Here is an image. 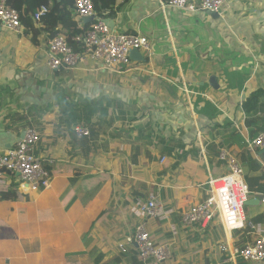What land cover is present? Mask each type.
Segmentation results:
<instances>
[{
    "label": "crops",
    "instance_id": "1",
    "mask_svg": "<svg viewBox=\"0 0 264 264\" xmlns=\"http://www.w3.org/2000/svg\"><path fill=\"white\" fill-rule=\"evenodd\" d=\"M160 2L118 0L115 18L104 19L113 21L114 32L140 34L150 43L149 54L139 51L121 76L100 71L88 62L71 70L51 71L46 64L45 34L34 47L21 33L0 28V151L13 148L24 130L33 128L39 133L35 154L51 175V187L38 192L21 187L15 176L0 180V264L1 259L3 264H23L38 257L41 246L29 253L35 247L27 238L40 244L39 227L44 221L28 220L33 213L44 211L42 208L47 211L46 227L58 228H74L96 210L82 242L90 249L92 264H132L129 256L111 255V244L121 243L130 234L139 221L131 213L133 204L146 200L150 193L157 195L165 212L171 211L168 219L148 223L157 243L171 244L172 257L166 264H232L220 246L225 236L218 220L205 230L198 226L183 229L179 221L182 212L207 197L203 188L207 189L209 175L219 177L224 172L223 163L217 166V158L214 168L210 167L201 137L210 140L211 130L212 141L219 143L226 132L215 139L217 124L240 134V144L227 143L224 148L241 164L249 188L246 219L264 226V204L259 201L264 193V147L250 146L264 133V111L246 116L239 110L253 91L264 89V0H227L219 21L204 11L162 9ZM226 66L249 73L242 91L226 90L220 71ZM177 88H183L182 98ZM197 97L211 102L221 115L196 116L191 100ZM104 98L123 103L121 111L126 114L121 121H115V110L114 123L99 129L97 137L90 138V132L88 137H76L74 126L83 124L90 130L85 118L91 106L84 103L97 104ZM199 104V109L204 107V102ZM134 116L141 118L138 124L150 123L151 128H140L139 134L129 132L137 125L127 121ZM74 120L76 124H72ZM97 123L98 114L89 124ZM257 128L260 132L252 138ZM180 132L188 145L196 139L198 155L184 158L174 147L172 156H162L161 150L173 148ZM132 145L140 149L136 155ZM4 193L15 197L3 199ZM33 193L37 195L30 197ZM50 196L63 214L68 211L64 224L46 205H38L41 198ZM19 217L26 223L20 224L17 233L2 231L7 224L19 227ZM6 233L7 240L2 238ZM12 233L18 244L11 246ZM246 234L240 230L232 234L234 247L241 248L250 240ZM96 242L101 243V249ZM95 250L98 257L93 259ZM79 254L73 251L67 255Z\"/></svg>",
    "mask_w": 264,
    "mask_h": 264
},
{
    "label": "built area",
    "instance_id": "2",
    "mask_svg": "<svg viewBox=\"0 0 264 264\" xmlns=\"http://www.w3.org/2000/svg\"><path fill=\"white\" fill-rule=\"evenodd\" d=\"M227 0H169L160 2L162 9L172 8L182 12L204 11L224 17ZM74 13L78 17V27L82 29V18L94 17L91 26L72 37L77 43L76 51L68 45L63 35H57L46 41L47 66L51 71L71 70L81 64L92 63L97 69L109 74L124 75L131 65L130 52L144 51L149 54L150 43L140 34L117 33L112 31L104 19H96L91 0H73ZM49 12L48 6L38 8L32 19L39 22ZM0 28L10 33L20 34L21 23L18 12L6 7L5 0H0ZM76 137H88L89 129L79 124L74 126ZM39 133L28 128L15 143L13 148L0 151V180L6 175L19 178L28 186L30 192L47 190L51 187V175L43 166L41 159L35 154ZM254 149L264 147V133L250 142ZM218 160L223 163L224 173L220 177L209 175L208 193L205 200L182 212L179 215L181 227L189 229L198 226L206 229L213 220H218L226 243L228 261L260 263L264 262V226L247 221L244 206L249 195V188L243 177V169L239 161L226 149H221ZM163 161V160H162ZM259 201L264 204V193ZM131 213L139 220L134 230L118 250L124 254L133 249L142 264H163L171 258V244L160 245L154 235L148 231L149 222L163 221L170 217L171 211L165 212L155 193L148 194L146 200H138L133 204ZM174 214V213H172ZM237 230L247 232L250 240L241 248L232 242V234ZM175 234V228L172 230Z\"/></svg>",
    "mask_w": 264,
    "mask_h": 264
},
{
    "label": "trees",
    "instance_id": "3",
    "mask_svg": "<svg viewBox=\"0 0 264 264\" xmlns=\"http://www.w3.org/2000/svg\"><path fill=\"white\" fill-rule=\"evenodd\" d=\"M164 3H168L169 0H161ZM96 19H114L116 16V11L119 9L118 0H91ZM5 5L7 8L18 12L19 19L21 23V35L29 39V44L31 46L37 47L39 36L43 33L46 36V39H52L57 35H63L66 37L68 45L72 47L74 50L78 51L77 43H73L71 41L72 37L80 33L82 30L88 29L91 24H84L82 29L78 27V17L74 13L73 9V0H5ZM48 6L49 12L45 15L39 22H35L32 19L34 12L40 8L41 6ZM61 71V70H59ZM221 76H223V80L226 84V90H235L240 92L244 89L246 82L249 80V73L244 69H239L236 71L229 70V67H222L220 69ZM206 88V87H205ZM262 96H264V89H257L253 91L245 100L241 102L239 105V110L244 112L246 116L250 114L258 112L260 109L264 111V100H262ZM193 111L196 116L200 114L205 115L206 117L215 115L220 116L221 110L218 109L215 105L211 102L206 100H201L198 97L196 99L191 100ZM199 102H204V107L199 109ZM185 103V101H184ZM90 105L91 107L88 108V114H86L85 122L88 124L90 130V138L94 139L97 137L98 130H102V127H111L114 123L113 114L116 110V120L121 121L122 116L126 113L121 111L123 109V103L120 101H114L110 98H104L99 100L96 104L94 101H87L84 103V106ZM112 109V114L109 113V110ZM98 114V121L97 125L89 124L91 119L94 118ZM71 115H75V118L78 119L79 117L76 115L77 112H72ZM70 115V116H71ZM106 118L110 119V122L106 121ZM141 118L131 117L127 121L130 124H137L134 125L133 129H130L129 132L134 130L137 133H140V128H151L150 123L146 124H138V120ZM145 120V119H144ZM72 124H76V120L72 122ZM254 126L257 124L253 123ZM214 129L217 131L215 134V139L217 138L218 134L221 135L225 133V135H221V141L216 143L212 141L211 130L208 132V136L210 140H205L203 135L201 136L203 139V145L206 150L207 158L210 167L213 169L212 166L215 159L218 158L219 150L225 149L224 147H228L227 143L231 144H240V134L235 129H229L228 126L222 127L218 124L214 126ZM205 130V129H204ZM73 132V131H72ZM260 132V128L255 130V133L252 135L254 138ZM184 133L180 132L177 133V138L175 137V145L171 146L173 148H165L161 150L162 156L168 155L172 156L175 148L180 152V154L186 158L188 154H193L194 156L198 155L200 152L197 148V141L196 139L192 141V144H186L182 138L184 137ZM131 139V137H130ZM165 139L163 138L161 142H164ZM135 147L133 150L135 151V155L138 153L136 147L138 146H131ZM186 147H191L189 151H185ZM217 166H220L222 163L217 162ZM44 168L49 171V167L44 165ZM12 196V197H10ZM14 195H9L8 193L2 194L3 199L13 198ZM124 256H129L132 264H140L139 261L135 260V252L129 251L128 253L124 254ZM227 259V258H226ZM239 264V263H238Z\"/></svg>",
    "mask_w": 264,
    "mask_h": 264
},
{
    "label": "rangeland",
    "instance_id": "4",
    "mask_svg": "<svg viewBox=\"0 0 264 264\" xmlns=\"http://www.w3.org/2000/svg\"><path fill=\"white\" fill-rule=\"evenodd\" d=\"M224 15H225V10H224ZM176 90L178 92H180V97L182 98L183 97V93H182L183 88H181V89L177 88ZM171 94H173V93H171ZM222 169L224 170V167H222ZM203 192H204V194L207 195L208 186H207V189L203 188ZM34 195H37V194H34V193L29 194L30 197L34 196ZM41 199H42L41 202H37L38 205H41V204L46 205L48 210L51 213H54L55 217L60 216L61 219H64L62 221L63 224L67 221L66 216L69 214L68 211H67V213L63 214V211L60 208V205H58V203H56V201H54L53 197H51V196L50 197H43ZM34 205H35V202H34ZM42 209L44 211H40L38 213L37 212L33 213L31 215V220H28L29 223H35V221L37 219L44 221L39 227L40 232H42L41 239L39 240L40 244H37L36 240H33L31 238H27L29 244L32 245V247H35V249H31L29 251V253L34 252L36 250V247L41 246L40 254L38 255L37 258H34V260L28 259V262L25 261V262H23V264H92V259L90 257V249H86V247L83 246L82 242L84 241V238H86L85 231L87 229V226L92 222V220H94L95 216L97 215V211L95 210L94 212H92L89 216H87L86 218H84L82 220L80 225H78L74 228H68V227H63V226L58 228V227H53V226H47L46 227V221L45 220L47 219V217H46L45 213H47V211L44 208H42ZM187 210H189V208ZM18 221H19L18 222L19 227H12V226L7 224L6 227L2 229V231L9 232L11 229L13 232L17 233V230L21 228L20 224L22 222L26 223V220H24L22 217H19ZM213 222H214V220H213ZM146 229L149 230L148 225H147ZM133 230H134V227H133ZM133 230L130 233H132ZM175 230H176V228H175ZM173 235H175V234H173ZM12 237L13 238L11 241V246L14 244H18V243H15L16 235L14 233H12ZM2 238L7 240V238H9V235L7 233L4 235L2 234ZM97 239H99V238H97ZM116 242L111 244L112 250L110 253H111V255H113V254L116 255V253H118V254H120V257H121L122 255L118 250V246H117L118 244ZM220 246L222 249L226 250V244L223 242V239H222ZM22 247H23V245H22ZM27 247L31 248L29 246H27ZM96 247L101 249L102 248L101 243L98 242ZM93 249H95V248H93ZM85 250H86L87 254H85L86 253ZM73 251H76V252L79 251L80 254L78 256L69 257L67 254L72 253ZM226 251H223V254H226ZM97 257H98V255L96 254V250H95V252H93V259H96ZM12 261H17V260H12ZM102 261H103V259L101 260V262ZM18 262H20V261H18ZM1 263L3 264L2 259H1ZM163 264H166V263H163Z\"/></svg>",
    "mask_w": 264,
    "mask_h": 264
},
{
    "label": "water",
    "instance_id": "5",
    "mask_svg": "<svg viewBox=\"0 0 264 264\" xmlns=\"http://www.w3.org/2000/svg\"><path fill=\"white\" fill-rule=\"evenodd\" d=\"M208 15H209L212 19H214V20H216V21L219 20V16H218L217 14H214V13H208ZM81 20H82V22H83L84 24H91L92 22L95 21V18H94V17H87V18H82ZM104 22H106L107 25L109 26V28L113 31V28H114V23H113V21H110V20H104ZM139 55H140L139 50H132V51L130 52V58H132L133 56H139ZM21 136H22V135H21ZM16 178H17V181L19 182V178L17 177V175H16ZM21 187H24V185H21ZM26 187H27V189H28V186H27V185H26ZM247 204H249V203H245V205H247Z\"/></svg>",
    "mask_w": 264,
    "mask_h": 264
},
{
    "label": "clouds",
    "instance_id": "6",
    "mask_svg": "<svg viewBox=\"0 0 264 264\" xmlns=\"http://www.w3.org/2000/svg\"><path fill=\"white\" fill-rule=\"evenodd\" d=\"M219 21V20H218ZM217 160H218V158H217ZM219 161V160H218ZM221 162V161H220ZM222 163V162H221ZM19 183H21L20 181H19ZM21 185H25V184H22L21 183ZM248 186V185H247ZM29 190V189H28ZM41 191H43V190H41ZM249 194H250V192H249ZM247 202V201H246ZM245 215V214H244ZM246 218V217H245ZM247 220V219H246ZM248 221V220H247ZM205 230V229H204ZM238 231V230H237ZM240 231H243V230H240ZM236 232V231H235ZM247 233V232H246ZM123 242V241H122ZM160 244V243H159ZM160 245H165V244H160ZM129 251H134L133 249H128V251L126 252V253H128ZM170 251H171V249H170ZM120 252V251H119ZM135 252V255H136V258H137V260L139 261V259H138V257H137V253H136V251H134ZM121 253V252H120ZM126 253H124V254H126ZM124 254H122L121 253V255H124ZM227 260H228V255H227ZM169 261V260H168ZM167 261V262H168ZM167 262H165V263H167ZM139 263L140 264H142L140 261H139ZM231 263V262H230Z\"/></svg>",
    "mask_w": 264,
    "mask_h": 264
}]
</instances>
